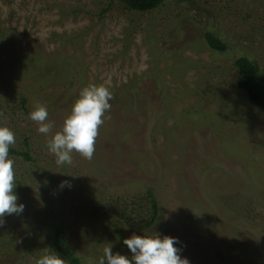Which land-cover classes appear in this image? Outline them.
<instances>
[{"label": "rangeland", "instance_id": "1", "mask_svg": "<svg viewBox=\"0 0 264 264\" xmlns=\"http://www.w3.org/2000/svg\"><path fill=\"white\" fill-rule=\"evenodd\" d=\"M0 32L19 40L1 59L5 66L11 57L16 61L9 77L16 78L15 86L0 78L1 123L14 133L10 146L24 150L26 139L31 157L24 162L9 156L13 191L24 211L3 218L0 264H34L54 251L51 226L62 227L68 249L82 264H98L109 245L113 253L131 258L127 247L90 219L88 211L147 188L158 201V220L149 229H136L135 235L178 238L180 255L189 264H264V116L236 89L234 67L237 59L247 58L264 76V0H165L142 14L117 3L108 7V0H0ZM207 33L226 50L209 49ZM54 36L72 43L60 47ZM56 50L62 54L58 59L51 57ZM24 58L30 64L33 58L42 60L41 67L24 71ZM100 84L112 99L95 139L98 159L73 152L71 164L58 165L47 147L52 135L61 130L80 91ZM132 85L134 94L119 105L117 100L125 98L122 90ZM166 88L174 95L170 105L175 115L189 108L209 115L195 133L183 132L187 145L200 146L201 157L167 151L165 160L162 136L151 137L155 148L142 139L146 122L141 119L149 104L165 105L157 94ZM19 96L25 108L14 99ZM37 103L51 107L48 135L39 133L38 123L29 118ZM129 125L138 126L132 133L138 141H131L130 132L122 135ZM218 137L227 151L218 147ZM165 170L168 175L162 176ZM180 174L191 191L182 192ZM62 181L70 187H61Z\"/></svg>", "mask_w": 264, "mask_h": 264}, {"label": "trees", "instance_id": "2", "mask_svg": "<svg viewBox=\"0 0 264 264\" xmlns=\"http://www.w3.org/2000/svg\"><path fill=\"white\" fill-rule=\"evenodd\" d=\"M164 1L165 0H108V7L113 3H117L119 5H122L128 11L142 14L156 10L157 8H159V6H161L164 3ZM174 1L179 3H184V2L192 3L194 0H174ZM7 35L8 34H4L0 32V75H1L0 78L4 80L8 79L11 85L13 84V86H15L14 84L16 82V78L9 79V77L11 74L14 73L12 69L13 68L12 65L16 66V61L13 60V58L11 57V59L10 58L7 59V64H6L7 66H5L4 65L5 63H2L1 59L3 57V54L6 55L8 53L7 52L8 48L10 46H15L19 40L15 38L9 39L7 38ZM75 36L77 35H73L71 37H75ZM204 38L208 48L211 49L212 51L222 53L226 50V45L212 34L207 33L205 34ZM53 41L54 43H58L60 47H63L67 43H72L71 40H69V38H65L64 36L60 38L54 36ZM59 52L60 51L58 50L53 51L51 53L52 54L51 57L54 59L60 58L62 54H60ZM32 56L34 57V53L32 54ZM21 61L22 64L25 65V67H22L24 71L26 69H30L31 67L40 68L41 66L38 63L42 62V60H39L40 62L37 63L34 60V58L31 64L29 63L28 60H26V58H24ZM58 63L60 62L56 61L54 63L57 70H59L60 68ZM17 66L20 67L21 65L18 64ZM234 67L237 69V74H238L236 89L242 94H244L248 103L254 109L261 112L264 116V76L260 75L259 69L256 66V64L247 58L237 59L234 63ZM20 75L22 76V74ZM22 79H24L23 76ZM53 79L54 78H50L49 80L53 81ZM19 81L20 80L18 79V84ZM125 88L126 89L122 90V93L124 92L125 95L124 100H122L121 98L120 100L119 99L117 100L118 104L119 105L123 104V106L125 104L124 102L126 101V99L129 98L130 94H134L135 92L134 90H136L135 89L136 87L134 85L129 87L126 86ZM168 90H169L168 88L160 90V94H157L159 95V98L162 99L163 103H165V105L162 104L163 106L160 107L158 106V104H153V105L149 104L150 109L148 110L146 108L147 109L146 117H144L145 119L144 118L141 119L142 121L146 122L144 127L141 126L142 128H144V130L142 131L143 133L142 139L145 142H147V144L148 143L151 144L152 145L151 148L153 147L155 148V145L152 144L153 141H151L152 139L151 137L154 136V134L162 136L164 141L161 144V146L163 148V154L166 155L165 160L168 159L167 151L169 152L177 151L179 152V154L182 153L185 155L189 154L190 156L192 153L194 157L195 156L201 157L203 153L201 152L202 150L198 148L200 146L197 144L193 149L194 146L190 147L189 145H187L189 144L187 143L188 138H186L185 133L183 132L190 130L192 134L195 133V131L199 129L198 126L201 127L203 126V124L208 119L206 116L209 115L207 113L206 114L203 113L201 108L195 110L193 108H189L186 110H182L179 114L175 115L174 109H172V104L170 105V102L172 101L174 102V95L171 96ZM14 99H16L17 102H19L20 104L19 106L21 109L25 108L24 105L26 102L24 97L19 96ZM48 110L52 111L51 107ZM197 118L198 121H200L201 123H198V121L196 120ZM1 121L2 120L0 118V125H2ZM142 121H140V123ZM168 121L172 122L171 126H167ZM181 126H187L188 129H182ZM137 127L138 126L136 125L126 126V130H124V133H122V135L124 134V136H127V133L130 132L129 136L132 137L131 141L133 139L138 141L139 139L132 136V133L135 134L136 131L135 129H137ZM224 139H226V137H224ZM218 140L221 142V137H218ZM226 140L228 141V139ZM26 144H27V140L24 139V144H22L24 150L23 149L19 150L13 148V146H10L9 156L14 158H21L24 162L31 161V157L27 150L28 147L26 146ZM96 147L99 146L94 145V152L92 158H95L96 152L99 149ZM172 147H174L175 150ZM218 147L223 149V152L228 150L227 146L225 144H222V142L221 144H218ZM189 150H191V152ZM131 151H132V147H130V151L128 152L127 150H125L126 153L125 156H129ZM143 156L146 157V154ZM212 160L215 159L212 158ZM200 162L201 160L196 162L197 168L198 167L200 168V166L198 165ZM167 164H168L167 166H169L171 169L175 167L174 165H176L174 162L171 161H167ZM112 165L114 166L115 164L112 163ZM214 169L216 168L214 167ZM208 171H210V169H208L207 171H203L204 172L203 175L205 177L208 174ZM161 174L162 176L166 175L167 174L166 170L165 172H161ZM50 179H52V177H50ZM178 180L182 192L183 190H187V192L191 191L190 188L185 187L184 184H182L183 182L182 174H180V178L178 177ZM89 210L90 211H88L89 212L88 217L90 219L97 220L98 223L102 225L103 230L111 233L113 237L117 240V243L125 247L126 245L123 244V240L125 238H129L130 236L135 234V230L138 228L141 229L151 228L156 223L159 216L158 201L151 188L145 189L143 194H138L137 196H134L132 198H126L124 201L121 198H118L116 200H107V202L105 200V204L98 203ZM51 227H52V231L51 233L49 232L48 234L50 235L49 240L51 241L53 250L56 253H58L59 256L63 258L67 264H82L81 260L75 255V253L72 250L68 249L69 248L68 242L65 238V233L62 227L60 226H55V227L51 226Z\"/></svg>", "mask_w": 264, "mask_h": 264}, {"label": "clouds", "instance_id": "3", "mask_svg": "<svg viewBox=\"0 0 264 264\" xmlns=\"http://www.w3.org/2000/svg\"><path fill=\"white\" fill-rule=\"evenodd\" d=\"M111 91L104 86L89 85L84 87L78 99L73 103L70 113L63 121L60 131L52 135L47 147L56 157V163L71 164L72 153H79L91 159L94 152L98 127L103 124L102 117L110 109ZM29 118L38 123L37 131L48 135L52 129L48 121V110L41 104H35ZM13 131L0 125V225L4 216L19 214L24 211V204L17 203L18 196L14 193V161L9 157V147L14 144ZM70 187L67 181L61 187ZM131 258L120 253H113L111 246L103 249L98 264H189L181 257V241L176 237L161 236L159 233L135 235L123 240ZM31 264V262H30ZM34 264H66L65 260L54 251H47L35 259Z\"/></svg>", "mask_w": 264, "mask_h": 264}]
</instances>
